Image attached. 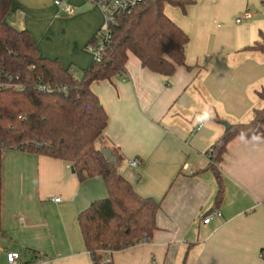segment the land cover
<instances>
[{"label":"crops","instance_id":"0c3cea01","mask_svg":"<svg viewBox=\"0 0 264 264\" xmlns=\"http://www.w3.org/2000/svg\"><path fill=\"white\" fill-rule=\"evenodd\" d=\"M55 1L12 0L6 20L29 30L43 56L58 58L44 54L37 34L62 19ZM64 1L79 11L92 7L87 0ZM193 1L185 10L164 5L190 37L186 65L163 76L129 53L121 73L92 84L109 117L100 148L110 149L138 194L161 203L151 239L107 252L114 264H264V136H236L228 143L218 166L219 200L210 160L226 124L248 122L264 106L258 94L264 89V48L252 47L264 34V0ZM92 11L97 21L88 41L102 25L100 10ZM246 11L252 17L238 22ZM79 60L73 59L89 66ZM205 112L207 118L198 120ZM132 159L141 166L132 167ZM2 170L0 264H9L8 252L20 254L17 264H94L77 217L107 197L104 179L81 181L69 161L18 149L4 150ZM214 209L222 216L205 223Z\"/></svg>","mask_w":264,"mask_h":264},{"label":"trees","instance_id":"16d2710c","mask_svg":"<svg viewBox=\"0 0 264 264\" xmlns=\"http://www.w3.org/2000/svg\"><path fill=\"white\" fill-rule=\"evenodd\" d=\"M193 0H142L131 13L121 15L112 27V37L100 61L93 60L77 78L71 66L59 58L43 56L33 34L11 25L6 17L12 0H0V66L28 87L0 90V232H2V155L5 149H18L69 161L81 181L102 177L106 198L95 200L77 217L86 249L94 264H114L106 253L149 241L157 227L161 203L143 197L118 170L99 146L108 125V113L92 84L112 80L126 66L129 53L143 67L163 76L173 75L186 65L189 35L164 12L166 3L183 10ZM252 47L264 48L261 41ZM42 82L66 87L52 92L36 88ZM264 101V89L258 92ZM23 115L25 118H19ZM236 136L249 139L264 136V106L253 110L248 122L230 125L212 145L211 166L222 197V163L228 143Z\"/></svg>","mask_w":264,"mask_h":264},{"label":"built area","instance_id":"2783aa9c","mask_svg":"<svg viewBox=\"0 0 264 264\" xmlns=\"http://www.w3.org/2000/svg\"><path fill=\"white\" fill-rule=\"evenodd\" d=\"M87 2L91 6H95L100 9L102 12L105 24L103 27L99 29L97 34L95 35L93 41L88 45V49L93 53L95 56V60L100 61L103 57V54L106 52L108 48L111 37H112V27L117 23V19L119 16L124 15L126 13H131L140 3L142 0H87ZM56 5H58L64 13L68 15H72L75 13V10L72 6L68 5L64 0H56ZM252 17V13L246 11L242 18H250ZM241 18H238L237 21L239 22ZM21 78L19 75H15L14 73L4 70L3 66H0V90L2 89H14V90H25L28 85L20 81ZM36 88L41 92H52L57 89L66 90V87H52L48 84L39 82L36 85ZM19 118L24 119L23 115H20ZM212 151V148L210 149ZM142 162L139 159H132L130 160V165L132 167H139L141 166ZM184 170H187L191 173L194 171L185 164L183 166ZM56 202L61 200L60 197H54L53 199ZM222 216L221 211L213 210L207 217L203 219L205 223H209L214 217ZM24 221V219H21ZM0 249H2L0 247ZM18 252H8L7 260L9 264H17V259L19 257ZM109 262V259L104 260L103 264Z\"/></svg>","mask_w":264,"mask_h":264},{"label":"rangeland","instance_id":"374dc122","mask_svg":"<svg viewBox=\"0 0 264 264\" xmlns=\"http://www.w3.org/2000/svg\"><path fill=\"white\" fill-rule=\"evenodd\" d=\"M248 1L249 0H242V4L244 5ZM250 1L253 5H257L258 3L261 4V0ZM71 6L75 10L73 15L80 14L77 18L68 20L71 15L64 13L60 15L62 18L60 22L55 23L49 30H45L44 32L40 29L37 34L42 35L40 47L43 49L44 54H55L54 56H59L58 58L67 62L66 64L70 63L72 68L75 69L76 77L80 79L83 76V70L88 66L82 67L75 63L73 59H80L79 61L85 62V64H91L95 59L93 53L88 49V45L93 41L95 36L90 39V41H88L89 39L87 38L91 28L97 21V14L92 11L95 6L80 11L79 7L75 5ZM89 10L90 12H88ZM100 15L102 16L101 27H103L105 19L101 11ZM239 17L242 18L241 15H239ZM81 59L85 60L82 61Z\"/></svg>","mask_w":264,"mask_h":264},{"label":"water","instance_id":"95a60500","mask_svg":"<svg viewBox=\"0 0 264 264\" xmlns=\"http://www.w3.org/2000/svg\"><path fill=\"white\" fill-rule=\"evenodd\" d=\"M226 125H227V128L230 127V125H229L228 123H227ZM102 151H103V153H104L108 158H110L111 160H115V159L111 156V151H110L109 148H103ZM73 170H75L74 167H73Z\"/></svg>","mask_w":264,"mask_h":264},{"label":"clouds","instance_id":"9594fccd","mask_svg":"<svg viewBox=\"0 0 264 264\" xmlns=\"http://www.w3.org/2000/svg\"><path fill=\"white\" fill-rule=\"evenodd\" d=\"M207 116H208V113L205 112V114L203 116L198 117V120H204L207 118Z\"/></svg>","mask_w":264,"mask_h":264}]
</instances>
